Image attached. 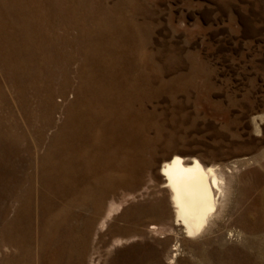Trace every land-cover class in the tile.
Masks as SVG:
<instances>
[{"label":"rangeland","instance_id":"obj_1","mask_svg":"<svg viewBox=\"0 0 264 264\" xmlns=\"http://www.w3.org/2000/svg\"><path fill=\"white\" fill-rule=\"evenodd\" d=\"M173 154L234 174L203 239ZM261 192L264 0H0V264H264Z\"/></svg>","mask_w":264,"mask_h":264},{"label":"bare ground","instance_id":"obj_2","mask_svg":"<svg viewBox=\"0 0 264 264\" xmlns=\"http://www.w3.org/2000/svg\"><path fill=\"white\" fill-rule=\"evenodd\" d=\"M161 188L167 192L174 225L183 238L203 239L226 216L233 196V172L209 166L195 157L168 156L159 169ZM262 193V192H261ZM260 199V198H259ZM264 207V192L261 194ZM235 232L223 235V241L233 242ZM174 248V256L178 252Z\"/></svg>","mask_w":264,"mask_h":264}]
</instances>
